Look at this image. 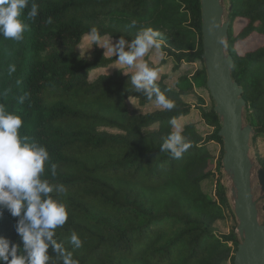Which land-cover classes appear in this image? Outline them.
I'll return each instance as SVG.
<instances>
[{"label": "trees", "instance_id": "obj_1", "mask_svg": "<svg viewBox=\"0 0 264 264\" xmlns=\"http://www.w3.org/2000/svg\"><path fill=\"white\" fill-rule=\"evenodd\" d=\"M32 2L38 15L26 21L24 39L0 36V104L22 118L21 136L47 148L50 162L42 178L67 190L51 194L68 212L67 222L55 230L57 242L78 264H234L240 243L235 229L218 235L214 227L229 214L220 180L223 148L217 160L209 151L211 144H223L220 117L214 104L206 110L202 99L197 106L184 99L207 90L200 0H29V9ZM228 8L231 76L242 89L249 144L264 171V44L242 48L264 39V0H228ZM93 26L115 41L130 42L147 27L162 32L164 61L149 65L158 70L155 83L175 108L130 113L128 99L141 105L154 101L134 90L131 69L118 64L117 56L106 57L94 45L90 59L80 57L78 47ZM169 61L173 70L185 63L202 66L190 74L177 72L170 85L171 74L163 69ZM194 115L198 121L191 120ZM173 117L191 145L179 159L160 148L176 130L169 123ZM199 122L210 133L201 134ZM207 181H215V198L202 189ZM17 221L0 217V236L22 248ZM72 232L82 247L70 243ZM49 255L51 264H62L51 249Z\"/></svg>", "mask_w": 264, "mask_h": 264}, {"label": "clouds", "instance_id": "obj_2", "mask_svg": "<svg viewBox=\"0 0 264 264\" xmlns=\"http://www.w3.org/2000/svg\"><path fill=\"white\" fill-rule=\"evenodd\" d=\"M28 5L29 0H0V36L16 42L24 39L29 27L26 21H33L38 15V5L32 2L30 9ZM48 23H52L51 18ZM136 23L132 20L130 27H135ZM82 39L92 46H99L102 37L99 29L93 26ZM163 44V33L147 27L139 30L130 42L121 37L113 45L109 39L105 48L118 57V64L135 69L131 85L136 92L143 91L149 101L170 111L176 105L156 85L158 70L141 59L152 50L162 56ZM9 71H15V66L10 65ZM27 96V93L20 96L18 103L23 104ZM169 123L176 130L169 133L160 148L162 152L179 159L191 145L185 142L176 118L173 117ZM22 124L19 115L0 104V217L6 210L12 217L18 218L16 233L23 245L21 248L0 236V264H51L49 249L62 264H78L72 252L55 239V230L67 222L68 212L66 204L51 194L66 193L67 190L62 184L53 185L42 178L45 165L50 162L49 152L35 139L19 134ZM51 174L56 175L54 164L51 165ZM70 243L75 248L82 247V241L75 232L70 235Z\"/></svg>", "mask_w": 264, "mask_h": 264}, {"label": "water", "instance_id": "obj_3", "mask_svg": "<svg viewBox=\"0 0 264 264\" xmlns=\"http://www.w3.org/2000/svg\"><path fill=\"white\" fill-rule=\"evenodd\" d=\"M200 4L206 86L221 121L218 136L223 142L222 165L226 170L231 169L237 197V231L243 238L234 255V264H264V226L259 223L251 192L249 143L252 130L244 121L242 89L231 76L233 61L225 48L228 34V22H223L225 9L222 0H200ZM257 180L264 193V171L260 168Z\"/></svg>", "mask_w": 264, "mask_h": 264}, {"label": "rangeland", "instance_id": "obj_4", "mask_svg": "<svg viewBox=\"0 0 264 264\" xmlns=\"http://www.w3.org/2000/svg\"><path fill=\"white\" fill-rule=\"evenodd\" d=\"M222 5L225 9V15L223 17V22L227 23L228 22V20H227L228 0H222ZM109 39L110 38H108V37L102 38L98 48L102 50L103 54L106 57H115L116 56L115 54H113L111 51H108L105 48V43ZM117 42L118 41L111 39V43L113 45H115ZM262 44H264L263 38H254L251 41L247 42L244 46H242V48L248 50V49L256 48ZM93 46L90 43H88L87 41L83 40V43L81 44L80 49L78 48V53H79L80 57L90 59V55L94 51ZM80 50H81V52H80ZM149 53L147 54L148 56L146 55L147 57H150L149 61H148L149 64L151 63L155 67H159L160 65H162L164 58H162V56L159 53H157L155 50H152ZM145 57H143L141 59L145 60ZM201 66H202V64L199 62H197L195 64H191V65L185 63L183 66L180 67L179 70H173L172 62L169 61V62H167V65L163 69H164V72L171 74V76H169L167 79L168 83L171 85L176 79L177 72L182 73V74H190V73L195 72L197 69H200ZM203 67L205 68L204 61H203ZM129 69H131V70H129L127 73L134 74L135 69L134 68H129ZM184 99H185V101H187L192 106L199 105L198 99H202L204 101L203 107L206 110H208L210 107H212V104H214V106H215V102H214L213 98L211 97L208 88H207V90L196 89L194 94L189 95V96L185 97ZM127 105H128L130 113H132V114L147 113L149 111H153V110L158 108V106L154 103L148 104V105H141V104H139V102L136 99H133V98H130L127 100ZM191 120L192 121H194V120L198 121V118L194 115V116H192ZM198 125H199V131L201 132V134L206 135V134L210 133L211 130L207 129L205 127V124H203V122H199ZM110 132H112V130ZM262 146H263V144L258 142L256 151H258V152L260 151V153H262L263 152ZM249 147H250L249 167H250V174H251L252 199L257 205L259 223L262 226H264V193L262 192L260 185L258 183V180H257V171L259 170V166L257 165V162H256L255 152H254L253 147L250 144H249ZM222 148H223V144L220 145L217 143H213L209 146V151L215 157L216 160L219 158ZM223 155H224V151H223ZM214 166H215V164L213 165V167ZM220 180H221V184L224 186V189H225V195H226V199L228 202L229 214L226 213L227 216L224 220L218 221L215 223V225H214L215 232L218 235H222V234H228L232 229H235V232L238 236V239L242 240L243 238L239 235V233L237 231L238 221H237V218L235 216L236 215V201H237L235 183L233 181L232 175L230 177V175H228L227 170L224 167L221 170ZM202 189L205 193H207V194L211 195L213 198H215V193H216L215 181L204 182L202 184ZM231 212L233 213L234 216L232 215ZM8 216L10 217V214L5 210V212L3 214V218H8Z\"/></svg>", "mask_w": 264, "mask_h": 264}, {"label": "bare ground", "instance_id": "obj_5", "mask_svg": "<svg viewBox=\"0 0 264 264\" xmlns=\"http://www.w3.org/2000/svg\"><path fill=\"white\" fill-rule=\"evenodd\" d=\"M227 173H228V175H230V177H231V169L229 168L228 170H227Z\"/></svg>", "mask_w": 264, "mask_h": 264}]
</instances>
